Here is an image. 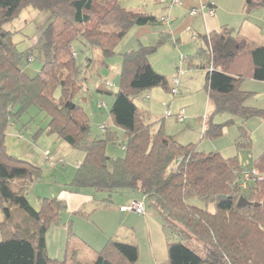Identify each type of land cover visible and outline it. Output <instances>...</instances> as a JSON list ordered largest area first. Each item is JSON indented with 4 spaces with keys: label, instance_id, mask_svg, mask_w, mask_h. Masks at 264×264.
Returning a JSON list of instances; mask_svg holds the SVG:
<instances>
[{
    "label": "trees",
    "instance_id": "1",
    "mask_svg": "<svg viewBox=\"0 0 264 264\" xmlns=\"http://www.w3.org/2000/svg\"><path fill=\"white\" fill-rule=\"evenodd\" d=\"M165 2L169 9V0ZM26 8L47 12L53 21L43 32L40 46L21 51L14 33L5 25ZM192 9L190 16L203 15H192ZM261 9L264 0H245L247 16ZM166 22H172L168 13L158 19L128 10L120 0H0V264H141L136 241L116 239H109L93 262H79L72 247L76 237L73 223L63 219L67 203L59 198H38V208L31 205L29 192L42 181V169L9 154L7 138L9 128L32 108L50 118L48 127L38 134L55 136L84 154L74 178L66 185L69 192L92 190L104 195L99 198L101 209H110L115 203L113 195L123 196V190H130L141 196L134 201L144 203V215L151 206L159 212L164 220L168 264H264V208L238 206L242 197L253 204L264 202V180L252 179L247 189L241 187L246 173L253 178L257 170L264 177V155L253 168L244 169L237 157L199 152L195 145H183L176 136L167 134L163 124L156 128L155 123H147L149 114L135 103L137 97L155 88L178 93L150 62L171 38L169 33H161L152 46L120 54L123 61L118 93L105 89V85L114 86L110 82L97 88L101 94L114 95L110 125L100 127L101 138L92 136L86 108L74 102L84 89L77 84L83 78L73 47L76 40L82 38L99 51L101 63L109 68L107 62L119 55L120 45L133 29ZM193 38L205 44L198 53L207 61L201 69L207 72L206 92L213 111L204 118L203 137L219 139L234 124V119L213 123L216 114H229L245 122L264 118L263 110L246 105L254 93L242 89L246 81L264 82V46L250 49L228 27L208 35L194 33ZM36 59L42 68L32 78L25 68ZM58 90L59 98L55 96ZM236 141L240 149L252 146L245 125L239 126ZM111 146L125 150L124 157L110 155ZM79 215L87 220L92 216ZM53 225L69 229L60 261L47 253L46 236Z\"/></svg>",
    "mask_w": 264,
    "mask_h": 264
},
{
    "label": "rangeland",
    "instance_id": "2",
    "mask_svg": "<svg viewBox=\"0 0 264 264\" xmlns=\"http://www.w3.org/2000/svg\"><path fill=\"white\" fill-rule=\"evenodd\" d=\"M203 1L207 2V0ZM223 1L226 2V0ZM234 2L235 3L231 5L232 12L235 14L232 16V19L236 23L238 21L240 26L244 24V21H246L249 16L244 14L243 8L245 0H234ZM120 3L128 10L157 16L158 19H162V17L172 9H168L165 0H120ZM257 11H261L262 13L264 10L261 9ZM179 12L180 11L174 10L172 14L169 12L168 15L171 19L174 17L177 18L176 16H179ZM255 15L258 14L255 13ZM259 16L260 15H258V17ZM189 17L191 16H187V18ZM52 21L53 18L49 13L26 8L17 19L5 25V29L14 33V41L18 43L19 50L24 51L34 46H40L42 34ZM172 25L173 24L169 25L165 23L161 26H146V29H148L147 31H150L151 34H160L162 31L171 32L172 37L169 39L168 43L161 46L153 58L161 59L164 63H167L168 66L170 65L167 72L161 69V73H159L162 74L163 71V75L166 76L168 80L172 74L178 75L179 67L188 73V75L180 76V85L177 88L179 95L174 98L171 91H165L163 88H155L145 94H141L135 99V103L141 111L148 112L149 118L147 119V123H155L156 128L163 124L165 132L169 135L176 136L181 144H193L199 152H205L207 154L220 153L225 158L237 157L242 168H253L255 163L264 155V118L254 117L245 122V120L234 118L229 114H216L213 116V123L223 124L234 119V124L227 127L224 131V135L219 139L210 140L203 137L204 118L213 112L209 107L208 95L206 92L207 72L201 69L202 65L207 64V61L198 53L200 46H204L205 44L202 39L194 40L191 33L188 31L187 23L185 26H178V30L175 32H172ZM138 29L139 28L133 29L120 45L117 51L119 55L107 62L109 68L103 66L101 63L102 56L100 52L92 49L82 38L76 40L73 44L74 51L78 56L77 64L81 71L80 75L83 78L77 80V84L84 87V89L75 96L74 102L86 108L91 121L93 137L101 138L103 132L100 131V127L106 124L110 125L109 110L114 103V95L101 94L97 91V88L100 84L105 85L106 82H110L114 83V86L107 87L105 85V89L111 91L112 94L119 92V73L123 61L120 54L129 52L133 48L137 50L140 48L139 38L143 36L145 32L139 33ZM150 33L147 34L151 36ZM235 35H237V33ZM177 38L179 39L177 40ZM143 42L148 44V42ZM181 57H185L186 59L183 64L179 62ZM90 60H92L91 63ZM188 67L191 70H189ZM41 68V61L36 59L25 68V72L28 76L34 78L40 73ZM164 68L165 67H163V69ZM191 78H193L194 81ZM84 79L87 80L86 84L83 83ZM247 83L246 85H249V82ZM170 86L172 85L170 84ZM153 91L155 92L153 93ZM55 96L57 98L60 97V90L56 92ZM100 105L102 106L101 109H99ZM246 105L264 111V93L251 95ZM182 109L185 110L187 117L185 124L179 122L176 117ZM49 123L50 118L46 116L45 113H40L37 109L32 108L21 118L17 125L10 127L8 130L7 150L9 154L21 160L32 162L42 169V181L35 186V191L37 192L32 188L28 197L31 205L36 208L39 206L37 198L40 191L45 188L56 195L59 190L64 187V184H69L72 181L77 166L79 165L78 162L84 157L82 152L76 151L65 141L57 139L55 136L47 135L45 132L38 134L40 130L46 129ZM241 125H245L246 129L249 131L252 139L251 147L242 149L237 147L236 140L239 137V126ZM48 152L50 153V157L47 156ZM109 154L116 158H122L125 155V150L119 148V146L116 148L111 146L109 147ZM257 172L259 173V171ZM243 180H245V178H243ZM251 180L252 179L248 178L244 185L245 189H247L250 183L249 181ZM85 193L92 195V197L96 199V201L91 203V206L87 208L88 213H90L92 212L93 206L95 207L94 209L98 208L100 203L99 198H102L104 195H96L92 190L84 192V194ZM122 193L125 198H129L134 194L141 197L137 192L130 190H123ZM113 196L114 202H118L122 194H115ZM151 208L155 210L156 215H158L159 212H157L154 207L151 206ZM210 210L214 211V206H210ZM93 222L94 219L91 223L98 228L95 225L96 220L94 223ZM151 222L154 224L150 223L153 227L151 225L149 229V231L152 230V233L150 241H147L148 244L145 243L143 239L145 238L144 235H141V241L143 242L141 245L142 262L145 264H168V247L163 226L161 223L160 226H158L156 222ZM157 227H160L161 232L163 231L162 234L164 236L162 240L159 236L158 239H156V233H153V231L158 230ZM98 231L102 232L103 229L101 228L100 230L98 228ZM229 264L232 263L229 262Z\"/></svg>",
    "mask_w": 264,
    "mask_h": 264
},
{
    "label": "crops",
    "instance_id": "3",
    "mask_svg": "<svg viewBox=\"0 0 264 264\" xmlns=\"http://www.w3.org/2000/svg\"><path fill=\"white\" fill-rule=\"evenodd\" d=\"M208 3H212L216 7V14L214 17L199 15L196 17L191 16L187 18V16H190L189 15L190 9L200 8L202 4H208ZM233 3H235L234 0H226V2H224L223 0H207V2H204L203 0H183L182 6L174 7V9L172 8L169 11L170 14H172L174 10L180 11L179 16H176L177 18L175 17L172 18V22L169 23V25L173 24L171 28L173 29L172 32H175L178 30V26H182V25L185 26V24L187 23L188 31L189 33H191L192 37L194 36V33L198 35H208L211 32L220 31L222 27H228L233 31L234 35L237 33L235 37L238 40H244L248 44V47L250 49L264 46V11H262V13L261 11L254 12L252 15L249 16V18L246 21H244V24H241L239 26L238 21L236 23L232 19V16L235 15L234 12H232V8H231V5ZM255 13L260 16L258 17V15H255ZM146 28L147 27L144 28L140 27L138 29L139 33L145 32L144 35L139 38L140 46H152L156 44L161 33L162 34L166 33L168 35V32L166 31H162L160 34H151L150 31H147L148 29ZM147 33H150L152 37L149 36ZM169 35L170 37H172L171 32L169 33ZM178 39L179 38H177V40ZM143 41L148 42V44H145ZM134 50L137 49L133 48L131 51ZM154 55L151 56L150 58V62L153 68L158 73H161V69L167 72L168 68H170L169 67L170 65L168 66L167 63H164L161 59H154L153 58ZM163 67L165 68L163 69ZM163 71H162V75L165 72ZM178 72H179L178 75L172 74L168 80L169 87L171 89L178 88V86L180 85L181 75L183 76L188 75V73L180 67ZM176 78H178L177 85L174 84ZM191 79L193 80V78ZM247 82H249V85H246L248 84ZM170 84L172 86H170ZM242 89L254 94L264 93V82H257L252 80L246 81L244 82ZM154 92L155 91H153V93ZM171 93L173 94L174 98L179 95V91L178 93L174 94L173 90H171ZM179 115L180 117L182 115L185 116L184 123L182 122V124H185L187 121L185 110L182 109L177 114V116ZM81 161H79L78 164H80ZM66 185L67 184H64V187H62L56 195L52 191H48L47 189L43 188V190L40 191V193L38 194V198H50V199L59 198L67 203L68 211L64 214L63 219L66 223L70 221H72L73 223L72 224L73 232L75 233L76 237L72 239V247H74L75 250L77 251L78 261L81 263L93 262L96 259L97 252L101 251V249L104 247L107 241L109 239H116L122 242L136 241V243L139 246L140 263L145 264L142 262V258H141V245L143 243L141 241L142 239L141 235H144V237L146 238V239L143 238L145 243H147V241H150L152 230L149 231V229L151 228L150 226L152 225L150 223H153L151 221L156 222L158 226H160L161 223L163 226L164 223L163 218L159 214L156 215V211L153 210L152 208H147V214L144 216L137 214L135 212H122L120 210L122 206L129 204L131 201L141 199L136 194H134L129 198H125V196H121L122 199L120 198L118 202H115L110 209H101L100 204L96 209H94L95 207L93 206L92 212H90L92 216L89 220H87L84 217L80 216L79 213L89 214L87 208L91 206V203H94L96 201L95 198H93L92 195L90 194H86V193L84 194V192L82 194L71 193L69 192ZM35 186L33 187L34 191H35ZM38 198H37V203H38ZM1 219L2 216L0 213V221ZM93 219L94 222L96 220L95 225L100 230L102 228L104 232L103 231L99 232L98 228H96L91 223ZM157 228L158 230L155 229L156 231H153V233H156V239H158L159 236V238L162 240L164 236L162 234L163 231L162 232L160 231V227ZM68 237H69L68 226L65 227V226L53 225L49 229L46 236V245H47V253L51 259L59 260V261L63 260L66 252Z\"/></svg>",
    "mask_w": 264,
    "mask_h": 264
},
{
    "label": "built area",
    "instance_id": "4",
    "mask_svg": "<svg viewBox=\"0 0 264 264\" xmlns=\"http://www.w3.org/2000/svg\"><path fill=\"white\" fill-rule=\"evenodd\" d=\"M182 5V0H169V6H170V8L171 7H179V6H181ZM198 13H201V14H203V15H205V16H209V17H214L215 16V14H216V9H215V6H208V5H202L201 7H200V9H197V8H195V9H192V11H191V14L192 15H197ZM167 21H169L168 19H167ZM168 23V22H167ZM185 60H184V57H182L181 59H180V62H181V64L184 62ZM178 82V79H175V81H174V83L176 84ZM110 84V86H112L113 84H111V83H109ZM173 93L175 94L176 92L175 91H173ZM180 122H184V120H185V118L184 117H179V119H178ZM47 156L49 157V153H47ZM47 157V158H48ZM253 178H252V176H251V174L250 173H246L245 175H244V177L243 178H245V180H243L242 182H241V187L242 188H244V185H245V183H246V181L248 180V178L249 179H254V178H256V180H259V181H263L264 180V177L263 176H261L256 170H254L253 171ZM245 181V182H244ZM244 182V183H243ZM245 189V188H244ZM120 210L122 211V212H135V213H137V214H140V215H144L145 214V205H144V203H142V202H139V201H134V202H132V203H130L128 206H123V207H121L120 208Z\"/></svg>",
    "mask_w": 264,
    "mask_h": 264
},
{
    "label": "water",
    "instance_id": "5",
    "mask_svg": "<svg viewBox=\"0 0 264 264\" xmlns=\"http://www.w3.org/2000/svg\"><path fill=\"white\" fill-rule=\"evenodd\" d=\"M248 205H250V206H254L255 208H264V202L263 203H255V204H253V203H250V202H248L245 198H241L240 199V201H239V203H238V206L239 207H244V206H248Z\"/></svg>",
    "mask_w": 264,
    "mask_h": 264
}]
</instances>
